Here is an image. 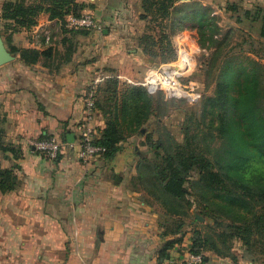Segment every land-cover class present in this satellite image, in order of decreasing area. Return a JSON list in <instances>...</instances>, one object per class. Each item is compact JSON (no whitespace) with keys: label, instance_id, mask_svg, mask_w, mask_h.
I'll return each mask as SVG.
<instances>
[{"label":"crops","instance_id":"1","mask_svg":"<svg viewBox=\"0 0 264 264\" xmlns=\"http://www.w3.org/2000/svg\"><path fill=\"white\" fill-rule=\"evenodd\" d=\"M3 1L0 35L5 47L50 48V54L25 63L11 53L14 60L0 66L1 145L10 150L0 153V163L14 167L16 175L15 188L0 191V264H184L190 234L184 233L168 249L167 258L160 259L161 246L172 237L162 233L159 208L146 203L131 183L146 151L144 136L127 137L108 159L83 161L66 152L52 160L31 147L32 141L50 135L67 141L77 137L86 123L85 103L98 73L142 86L144 80L119 74L128 65L147 63L137 46L146 30L140 19L142 0H75L84 4L81 15L97 20L95 30L69 29L65 22L70 15L49 19L41 12L34 26L14 32L1 19ZM262 2L176 0L175 6L188 7L187 14L205 12L220 30H253L259 20L252 21V16ZM174 25L179 26L175 30H195L185 18ZM150 117L143 127L151 124ZM87 124L97 140L107 117L96 106ZM233 254L234 260L207 251L201 264H257L244 256L243 248H233Z\"/></svg>","mask_w":264,"mask_h":264},{"label":"trees","instance_id":"2","mask_svg":"<svg viewBox=\"0 0 264 264\" xmlns=\"http://www.w3.org/2000/svg\"><path fill=\"white\" fill-rule=\"evenodd\" d=\"M175 1H141L140 19L146 22V30L137 39V46L151 62L165 63L175 58L171 35L187 32L209 51L204 58L209 70L220 61L215 86L211 95L199 100L198 113L186 114L180 128L183 142L175 141L169 130L156 139L145 134L151 154L141 155L132 186L144 194L146 203L159 208L162 233L172 237L161 246L160 259L165 260L168 249L182 240L192 197L200 214L208 216L212 224L206 225V231L192 230L191 253L210 251L234 260L233 244L237 241L246 258L263 260L260 264H264V63L249 59L236 66L229 56L220 58L222 49L216 37L221 30L215 18L205 12L187 14L188 7L177 8ZM83 9L84 4L75 0H4L1 19L6 29L14 32L34 26L41 12L48 13L49 19H63L66 15L80 16ZM182 18L195 30H175L179 26L174 22ZM258 20L260 36L264 37L261 7L252 16V21ZM205 33L209 43L200 39ZM9 52L18 53L25 63H35L47 57L50 48L37 51L10 46ZM118 85V78H108L99 89L104 93L103 101H95L107 117L106 127L95 140L105 148L102 156L106 159L116 153L121 141L140 132L149 117L156 115L153 97L145 87L128 86L118 104ZM2 122L0 118V153L5 155L10 150L1 145ZM15 186L14 167L5 168L0 163V191L7 193Z\"/></svg>","mask_w":264,"mask_h":264},{"label":"rangeland","instance_id":"3","mask_svg":"<svg viewBox=\"0 0 264 264\" xmlns=\"http://www.w3.org/2000/svg\"><path fill=\"white\" fill-rule=\"evenodd\" d=\"M232 2H238V1H232ZM235 3H232L235 4ZM260 6L261 7V15L264 13V2ZM230 4V3H229ZM239 7V5H238ZM236 9V8H233ZM239 12V10H232V12ZM241 12V11H240ZM225 22V21H224ZM260 26L261 21H259V27L256 29L250 30H227L224 28L219 32L220 35L216 37V40L220 43L221 47V56L220 58L224 56H229L233 62L238 65V63H241L242 65H245L247 60L249 59H256L260 62L264 63V37L260 36ZM199 35V33H198ZM172 37V35H171ZM203 39L206 43H209L208 34L205 33L203 37L200 35V39ZM172 40V38H171ZM255 53H258L257 55ZM200 54L196 55L197 64L194 72L189 75L184 81L188 85H193L196 87L198 91L202 94V100L206 97L212 94L215 86V76L217 74V67H218V60L216 62V66L213 69H210L207 67L209 65L204 64L203 56H199ZM207 58V57H206ZM203 60V61H202ZM161 62L157 60L156 62H151L150 59H147L146 64L142 65H136V66H130L124 68V70H120V75L129 76L135 81H143L145 79V76L147 72L160 64ZM208 68V69H207ZM209 70V71H208ZM110 77H113V74H109ZM108 80L107 78L104 80V82ZM119 85H118V104L120 103V98L124 91H126L128 86H132L130 83H126V80L123 81V79H118ZM103 84V83H102ZM104 85V84H103ZM102 85V86H103ZM104 87V86H103ZM153 97V103L152 107L156 111V115H152L151 118V124L146 125L145 127L141 128V131L135 134H141L145 137V134H150L153 139H156L160 135H165V130H169L171 135L174 137V140L177 142H183V135L180 131L181 123L183 122L186 114L191 113H198L200 111V103L201 101L190 104L186 102L185 100H177L175 98L170 97L164 90H157L156 92H149ZM97 100L103 101L104 99V93L99 92L97 93ZM158 99V100H157ZM160 99V101H159ZM170 100V101H168ZM169 106H168V102ZM109 106V104H108ZM156 107V108H155ZM108 110V107H107ZM147 123V122H146ZM134 135V134H133ZM144 146L145 140H144ZM143 146V147H144ZM146 150L144 154H141L143 156L149 157L150 152H147V147H144L142 149ZM192 201V206L190 210L189 218L186 220V224L183 227L184 233H189L190 236L192 235V230L194 228H199L203 231H206V225L212 224L211 219L206 215H201L199 211V207L193 201L192 197H189ZM233 248L236 251H239L242 248V245L240 242L234 241ZM263 260L257 261V264H260V262Z\"/></svg>","mask_w":264,"mask_h":264},{"label":"built area","instance_id":"4","mask_svg":"<svg viewBox=\"0 0 264 264\" xmlns=\"http://www.w3.org/2000/svg\"><path fill=\"white\" fill-rule=\"evenodd\" d=\"M65 26L69 29L86 31L99 28L97 20L91 14L70 15L66 19ZM172 44L175 49V58L150 69L141 85L151 93L164 90L170 97L177 100L183 99L190 104L197 103L202 97L201 92L193 85L186 84L184 80L194 72L196 65H198L196 55L200 54L204 60L209 51L205 47L197 45L187 32L178 33ZM107 77L102 73L96 75L93 88L85 103L84 120L86 123L79 129L77 137H74L72 141H67L57 135L38 138L31 142L32 149L52 160L57 159L66 152H72L73 155L83 161L102 156L105 148L96 144L93 131L87 123L92 119L96 109L97 85ZM202 260V253L193 254L189 252L183 263L201 264Z\"/></svg>","mask_w":264,"mask_h":264},{"label":"water","instance_id":"5","mask_svg":"<svg viewBox=\"0 0 264 264\" xmlns=\"http://www.w3.org/2000/svg\"><path fill=\"white\" fill-rule=\"evenodd\" d=\"M14 58H15L14 55L11 54L9 50L5 47L3 40L1 38V35H0V66L13 61ZM72 140H73V136H72V139H70L69 141H72Z\"/></svg>","mask_w":264,"mask_h":264}]
</instances>
